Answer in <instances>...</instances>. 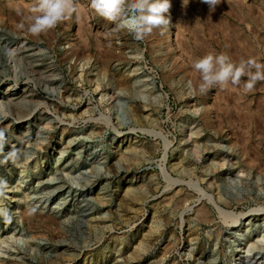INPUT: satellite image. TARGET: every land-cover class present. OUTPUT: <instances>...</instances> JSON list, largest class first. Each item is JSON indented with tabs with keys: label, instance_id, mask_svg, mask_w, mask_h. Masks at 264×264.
<instances>
[{
	"label": "rangeland",
	"instance_id": "374dc122",
	"mask_svg": "<svg viewBox=\"0 0 264 264\" xmlns=\"http://www.w3.org/2000/svg\"><path fill=\"white\" fill-rule=\"evenodd\" d=\"M34 1L0 0V264H264V81L192 67L264 63V0H171L141 40L91 0L34 36Z\"/></svg>",
	"mask_w": 264,
	"mask_h": 264
},
{
	"label": "clouds",
	"instance_id": "9594fccd",
	"mask_svg": "<svg viewBox=\"0 0 264 264\" xmlns=\"http://www.w3.org/2000/svg\"><path fill=\"white\" fill-rule=\"evenodd\" d=\"M210 7H215L219 0H204ZM171 0H91L95 13L112 21L116 30H126L137 40L151 33L154 27L169 23L167 13ZM33 15L27 31L39 36L54 29L62 21L77 13L74 0H36L31 9ZM21 28L24 25H20ZM192 67L200 74V91L206 92L214 86L222 88L240 85L246 77L243 87L252 91L258 81H264V63L257 57L249 56L233 60L226 52L209 51L197 57Z\"/></svg>",
	"mask_w": 264,
	"mask_h": 264
},
{
	"label": "bare ground",
	"instance_id": "6f19581e",
	"mask_svg": "<svg viewBox=\"0 0 264 264\" xmlns=\"http://www.w3.org/2000/svg\"><path fill=\"white\" fill-rule=\"evenodd\" d=\"M34 4H35V1H34ZM32 7V6H31ZM30 7V8H31ZM207 7V6H206ZM212 10L213 9H211V7L210 6H208V20L207 21H209V20H212ZM32 12V11H31ZM128 35V34H127ZM155 36V35H154ZM134 68V67H133ZM136 70V69H135ZM41 75V74H40ZM39 79H41V77L39 76ZM127 85V84H126ZM125 92H133V89L130 87V85H127V86H125ZM136 92V91H135ZM149 92V91H148ZM19 93V92H18ZM141 93H142V91H141ZM144 93V92H143ZM151 93V92H150ZM20 96H22V98L26 101V104H27V108H23V110H21V111H19V112H17L16 113V115H17V119H22V118H24L25 116H27V115H29V113H30V110L32 109V108H30V105H31V97H33V90H30V91H28V92H22V93H20L19 94ZM146 95V96H145ZM145 98H148V96H149V93H145ZM151 95V94H150ZM15 97V96H14ZM12 98V97H11ZM8 100H9V98H8ZM7 100V101H8ZM16 101V100H15ZM40 101V100H39ZM43 101V100H42ZM11 102V101H10ZM9 102V103H10ZM18 102H19V100H18ZM8 103V104H9ZM13 103V102H12ZM36 103V102H35ZM5 105V104H4ZM11 105V104H10ZM9 106V105H8ZM15 107V106H14ZM241 107V106H240ZM2 108H3V106H2ZM138 110V109H137ZM13 114V113H12ZM19 116V117H18ZM147 147V146H146ZM144 149H145V147H144V145L143 146H141V147H139V146H133L132 147V149L131 150H129L127 153H130L129 155H131V153H134V152H144ZM127 151V150H126ZM146 152V151H145ZM139 154V153H138ZM137 154V155H138ZM128 155V156H129ZM136 156V155H135ZM188 156V155H187ZM130 157V156H129ZM131 158V157H130ZM183 167L184 166V168H181V169H183L181 172H184V173H190V170L188 169V166H186V164L181 160V161H179L178 163H177V166L176 167ZM177 169V168H176ZM191 169V168H190ZM179 171V170H178ZM193 171H194V169H193ZM194 173V172H193ZM183 174V173H182ZM204 180V179H203ZM175 181H173V183H174ZM130 196H132V195H130ZM132 197H136V196H132ZM138 198V197H137ZM136 198V199H137Z\"/></svg>",
	"mask_w": 264,
	"mask_h": 264
}]
</instances>
